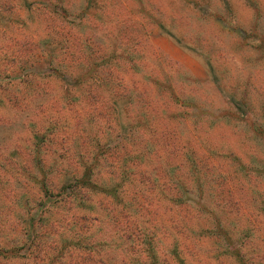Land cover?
Instances as JSON below:
<instances>
[{"label": "rangeland", "instance_id": "obj_1", "mask_svg": "<svg viewBox=\"0 0 264 264\" xmlns=\"http://www.w3.org/2000/svg\"><path fill=\"white\" fill-rule=\"evenodd\" d=\"M0 264H264V0H0Z\"/></svg>", "mask_w": 264, "mask_h": 264}, {"label": "trees", "instance_id": "obj_2", "mask_svg": "<svg viewBox=\"0 0 264 264\" xmlns=\"http://www.w3.org/2000/svg\"><path fill=\"white\" fill-rule=\"evenodd\" d=\"M85 184H87V182L85 183ZM64 188H66V187H64ZM75 189V187H70V190H68V191H71V190H74Z\"/></svg>", "mask_w": 264, "mask_h": 264}]
</instances>
